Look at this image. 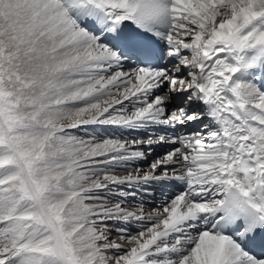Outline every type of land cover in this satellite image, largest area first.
<instances>
[{
    "label": "snow or ice",
    "instance_id": "obj_1",
    "mask_svg": "<svg viewBox=\"0 0 264 264\" xmlns=\"http://www.w3.org/2000/svg\"><path fill=\"white\" fill-rule=\"evenodd\" d=\"M0 264H264V0H0Z\"/></svg>",
    "mask_w": 264,
    "mask_h": 264
},
{
    "label": "rangeland",
    "instance_id": "obj_2",
    "mask_svg": "<svg viewBox=\"0 0 264 264\" xmlns=\"http://www.w3.org/2000/svg\"><path fill=\"white\" fill-rule=\"evenodd\" d=\"M104 127H107V126H104ZM104 127H101V126H88V131L89 132H92L93 128H98L100 132H104ZM83 134V133H81ZM125 173H120V175H124ZM158 203V202H157Z\"/></svg>",
    "mask_w": 264,
    "mask_h": 264
}]
</instances>
